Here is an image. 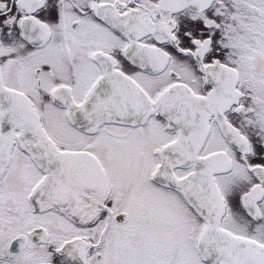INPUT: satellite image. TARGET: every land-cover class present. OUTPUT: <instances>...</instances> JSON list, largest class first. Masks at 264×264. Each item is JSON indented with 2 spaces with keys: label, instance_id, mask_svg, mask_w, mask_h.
I'll list each match as a JSON object with an SVG mask.
<instances>
[{
  "label": "snow or ice",
  "instance_id": "snow-or-ice-1",
  "mask_svg": "<svg viewBox=\"0 0 264 264\" xmlns=\"http://www.w3.org/2000/svg\"><path fill=\"white\" fill-rule=\"evenodd\" d=\"M0 264H264V0H0Z\"/></svg>",
  "mask_w": 264,
  "mask_h": 264
}]
</instances>
